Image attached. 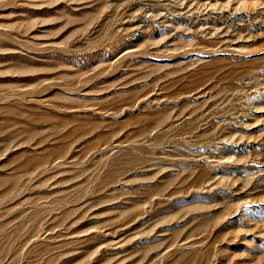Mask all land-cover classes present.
I'll list each match as a JSON object with an SVG mask.
<instances>
[{
    "label": "rangeland",
    "instance_id": "rangeland-1",
    "mask_svg": "<svg viewBox=\"0 0 264 264\" xmlns=\"http://www.w3.org/2000/svg\"><path fill=\"white\" fill-rule=\"evenodd\" d=\"M0 264H264V0H0Z\"/></svg>",
    "mask_w": 264,
    "mask_h": 264
}]
</instances>
